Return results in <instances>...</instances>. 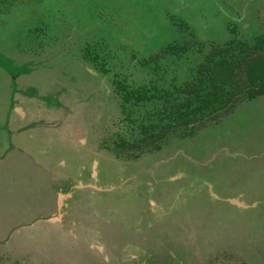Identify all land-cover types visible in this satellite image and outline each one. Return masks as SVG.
I'll use <instances>...</instances> for the list:
<instances>
[{"label":"rangeland","instance_id":"1","mask_svg":"<svg viewBox=\"0 0 264 264\" xmlns=\"http://www.w3.org/2000/svg\"><path fill=\"white\" fill-rule=\"evenodd\" d=\"M136 2L144 17L129 18L127 30L147 36L166 26L164 11L187 7ZM217 24L205 32L223 36ZM11 31L0 28V255L27 264H139L172 241L185 254L228 248L264 264V95L192 137L120 161L96 148L104 88L78 76L75 47L63 38L22 58L9 49Z\"/></svg>","mask_w":264,"mask_h":264},{"label":"trees","instance_id":"2","mask_svg":"<svg viewBox=\"0 0 264 264\" xmlns=\"http://www.w3.org/2000/svg\"><path fill=\"white\" fill-rule=\"evenodd\" d=\"M25 2L32 4L24 9ZM180 2L187 6L184 14L164 11L166 26L155 36L127 30L130 19L144 17L137 14L136 0L133 5L76 0L78 9L71 0H0V28L13 29L9 49L22 58L38 55L63 38L75 47L78 76H91L97 80L89 84L104 88L105 123L96 148L129 161L171 139L192 137L241 103L264 95V0ZM215 24L223 36L205 32V25ZM200 25L203 33L197 31ZM29 76L22 72L21 77ZM173 245L169 241L165 248L156 247L157 253H147L139 264H247L245 256L232 249L200 252L199 257ZM53 258L36 264H55ZM0 264L27 262L5 252Z\"/></svg>","mask_w":264,"mask_h":264}]
</instances>
